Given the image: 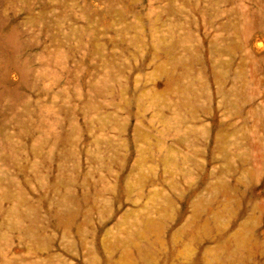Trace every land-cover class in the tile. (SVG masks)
<instances>
[{
	"label": "rangeland",
	"instance_id": "rangeland-1",
	"mask_svg": "<svg viewBox=\"0 0 264 264\" xmlns=\"http://www.w3.org/2000/svg\"><path fill=\"white\" fill-rule=\"evenodd\" d=\"M0 264H264V0H0Z\"/></svg>",
	"mask_w": 264,
	"mask_h": 264
}]
</instances>
